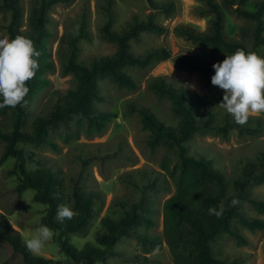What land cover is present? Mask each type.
Listing matches in <instances>:
<instances>
[{
    "label": "rangeland",
    "instance_id": "374dc122",
    "mask_svg": "<svg viewBox=\"0 0 264 264\" xmlns=\"http://www.w3.org/2000/svg\"><path fill=\"white\" fill-rule=\"evenodd\" d=\"M107 1L57 0L47 8L43 58L51 61L53 66L42 73L46 82L25 100V130L31 129L35 117L48 113L68 89L75 87L73 76L61 72V61L69 38L76 35L80 27L86 34L76 40L77 58L87 61L92 55L111 54L115 49L114 44L103 38L100 31L108 17L112 29L119 30L134 15L141 19L151 11L152 18L162 23L165 30L162 33H140L138 39L130 41V49L142 53L147 48L163 47L171 53V57L145 67H126L127 73L136 80L134 89L121 86L108 77L98 80L99 99H94L93 106L97 112L107 115L100 130L94 124L90 126L85 116L73 114L49 125L46 141L22 146L31 156L29 167H36L38 163L50 166L60 179L57 191L60 204L73 208L74 188L100 193L85 228L68 235L69 242L75 246L95 243L96 235L105 231L100 219L104 215L116 219L134 203L139 205L140 213L149 217L150 221H142L136 226V233L156 236L160 245L152 244L148 238L141 240L136 233L122 236L110 245L111 252L97 264H135L142 261L143 255L151 264H173L164 238L163 202L176 192L172 174L177 170L179 160L164 143L149 147L148 131L141 127L135 107L144 105L165 123H176L177 116L171 109L169 99L147 87L149 77L163 74L176 84H185L186 100L192 105L196 119L211 113L214 122L222 123L228 113L218 105L222 101L223 90L211 83L215 71L196 69L172 58L178 54H190L196 59L209 61L217 55L209 47H198L175 30V27L184 25L203 31L211 13L199 12L204 5L203 0H153L157 4L172 1L174 8L169 13L152 9L148 0L149 5L145 0H111L106 11ZM216 1L224 9L225 36L250 46L249 21L239 16L232 6L225 5L221 0ZM254 2L256 0H246L245 7L252 8ZM19 3L22 10L20 29H28L29 12L31 7L37 5L36 1L19 0ZM9 18V12L0 8V38L7 36ZM256 53L264 56L261 48ZM0 128L9 129V114L0 117ZM3 148L4 141L0 139L2 222L17 230L24 242L41 225L39 220L45 213V206L33 199L32 189L20 192L15 189L17 177L8 171L14 159L11 156L1 157ZM186 148L189 154H202L211 159L212 167L223 172L225 191L219 200L220 207L232 205L235 199L238 203L234 207L243 215L264 220V212L254 208L244 197L236 195L239 191L236 181L242 179L244 169L249 165H254L256 171L261 168L257 157L264 151V115L251 116L245 125H231L225 132L197 131L187 140ZM245 189L248 196L264 201V178L250 179ZM234 230L242 238L221 233L211 244L213 254L227 261L241 259L239 264H264V227L251 230L234 222ZM38 255L58 259V264H72L59 252L54 238L45 244ZM0 264H24L19 252L1 238Z\"/></svg>",
    "mask_w": 264,
    "mask_h": 264
},
{
    "label": "trees",
    "instance_id": "16d2710c",
    "mask_svg": "<svg viewBox=\"0 0 264 264\" xmlns=\"http://www.w3.org/2000/svg\"><path fill=\"white\" fill-rule=\"evenodd\" d=\"M36 6L31 7L28 16V29H20L22 10L19 0H0V8L9 12L10 18L6 25L7 37L15 38L23 35L34 42L36 50L40 53L37 58L39 68L35 77L27 83L30 91L25 100L35 93L46 79L42 73L53 66L51 61L43 58L44 40L47 32L45 22L49 5L57 0H35ZM151 8L169 13L173 10L172 1H164L159 4L148 0ZM225 5L233 7V10L251 24V44L247 46L240 40L227 38L223 32L224 9L216 0H203L204 5L199 12H210L207 27L199 31L192 26L179 25L175 30L185 35L198 47H209L217 55L209 60L196 59L194 55H175L176 61L201 70H214L213 64L222 62L225 56L233 54L237 49L245 52H264V0H256L252 8H246V0H221ZM111 0L105 6L108 11ZM152 12H148L145 18L133 16L126 25L119 30L112 29L111 19L108 17L101 25L100 31L103 38L114 44L115 49L111 54L92 55L87 61L77 58L76 40L85 36L80 27L76 35L69 38L67 49L61 61V72L71 74L76 80L74 88L68 89L49 109V112L35 117L31 122V129H24L25 106L0 109V117L9 114V129L0 128V139L4 141L1 157L11 156L14 159L9 173L15 174L18 182L15 185L17 191L30 188L33 190V199L45 206V213L41 216L39 224L48 226L53 231V238L59 252L72 264H97L102 261L109 250L110 245L122 236H130L136 233V226L142 221H150L139 212V205L134 203L120 217L114 219L104 215L100 222L105 231L95 237V243L86 242L81 247L69 242L68 235L81 232L93 214L96 198L99 192L96 190H83L74 188L73 210L77 215L72 220H65L63 224L56 220L57 206L60 199L57 191L60 187V179L50 166L38 163L36 167H29L31 158L26 153L23 144H38L46 141L47 127L73 114L85 116L90 126L100 130L106 118V114L97 112L93 106L97 94L98 80L108 77L117 84L134 89L136 80L125 70L126 67H145L159 60L171 57V53L163 47L147 48L142 53H135L130 49V41L139 38L144 31L162 33L165 26L152 18ZM147 87L155 93L165 96L171 103V109L177 116L175 124L165 123L153 111L144 105H138L135 110L138 114L140 125L148 131L147 144L155 147L166 144L172 149L179 160L177 170L172 174L176 184V192L167 197L163 202L164 212V238L172 256L173 264H239L241 259L233 258L225 260L213 254L212 242L221 233H229L236 238H242L234 230V222L248 229L263 228L264 220L256 217H247L232 205L223 207L222 215L217 218L209 215V208L220 210L219 200L224 194L225 180L223 172L211 165V159L204 155H192L187 152L186 142L197 131L215 130L225 132L231 125H236L234 119L226 114L222 123L214 122L211 113L200 119L194 117L192 105L186 100L185 84H176L173 79L159 74L151 76L147 80ZM261 166L256 171L254 165L244 169L241 180L236 181L239 191L236 195L244 197L254 208L264 212V201L250 197L245 192V184L250 180L264 178V151L257 157ZM178 172V173H177ZM177 173V174H176ZM0 213V238L5 240L11 248L19 252L24 264H58L59 260L30 253L21 240L17 230L2 222ZM137 234L141 240L148 238L153 244L160 245L156 236ZM140 258V257H139ZM158 263V262H157ZM135 264H151L145 255L142 261ZM159 264V263H158ZM169 264V263H168Z\"/></svg>",
    "mask_w": 264,
    "mask_h": 264
},
{
    "label": "clouds",
    "instance_id": "9594fccd",
    "mask_svg": "<svg viewBox=\"0 0 264 264\" xmlns=\"http://www.w3.org/2000/svg\"><path fill=\"white\" fill-rule=\"evenodd\" d=\"M39 55L34 42L23 35H16L13 39L7 36L0 38V109L25 104L30 91L27 83L39 68ZM213 69L215 74L211 83L224 93L218 105L235 123L243 126L251 116L264 115V56L237 49L225 56L222 62L213 64ZM231 203L235 206L238 201L234 199ZM208 212L219 218L223 207L219 211L209 208ZM76 215L66 204L57 206L56 220L61 224ZM52 238L53 231L46 225H40L24 244L30 253L38 254Z\"/></svg>",
    "mask_w": 264,
    "mask_h": 264
},
{
    "label": "water",
    "instance_id": "95a60500",
    "mask_svg": "<svg viewBox=\"0 0 264 264\" xmlns=\"http://www.w3.org/2000/svg\"><path fill=\"white\" fill-rule=\"evenodd\" d=\"M145 2H146V5H149L148 2H147V0H145Z\"/></svg>",
    "mask_w": 264,
    "mask_h": 264
}]
</instances>
